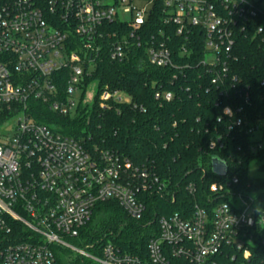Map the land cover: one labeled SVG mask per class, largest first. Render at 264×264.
I'll return each mask as SVG.
<instances>
[{"label": "built area", "instance_id": "2783aa9c", "mask_svg": "<svg viewBox=\"0 0 264 264\" xmlns=\"http://www.w3.org/2000/svg\"><path fill=\"white\" fill-rule=\"evenodd\" d=\"M250 31L264 52V0H0V264H58L61 249L93 264H264V205L233 192L237 176L210 187L211 211L196 205L187 217H159L145 258L113 244L96 253L67 245L99 205L115 202L140 221L146 201L166 185L118 154L87 152L57 126L37 123L30 107L77 115L89 108L95 82L85 81L103 58L122 63L141 49L152 66L183 71L191 66L181 60L201 48L199 66L212 85L224 86L239 36ZM110 101L130 102L104 90L99 105ZM222 112L231 118L243 109ZM235 127L253 137L252 154L264 153V126L237 119ZM217 146L224 147L217 141L210 149Z\"/></svg>", "mask_w": 264, "mask_h": 264}, {"label": "trees", "instance_id": "16d2710c", "mask_svg": "<svg viewBox=\"0 0 264 264\" xmlns=\"http://www.w3.org/2000/svg\"><path fill=\"white\" fill-rule=\"evenodd\" d=\"M252 34L239 36L234 53L238 62L230 65L224 86L212 85L199 66L201 48L181 60L191 66L183 71L152 66L141 49L133 50L122 63L111 62L107 55L103 58L85 81V86L97 84L94 103L91 108H80L74 117L51 113L41 103L30 105L37 123L57 126L60 134L77 140L93 155L112 152L138 167L151 168L166 185L164 195L146 201L147 212L140 221L128 217L115 202L99 205L79 237L70 240L76 248L95 246L96 253L101 246L113 244L122 252L145 258L157 219L173 214L187 217L196 205L211 211L214 183L237 176L240 184L234 193L261 190L264 183L251 182L249 167L255 159H264V153L252 154L253 137L235 127L237 119L264 126V52ZM104 90L122 92L130 102L110 101L102 108L99 97ZM157 93H171L174 98L169 103L158 101ZM227 106L243 109V113L226 117L222 111ZM217 141L224 147L211 150V143ZM214 158L226 164L224 177L212 172ZM190 185L195 187L194 195L188 191ZM257 203L264 205L263 195ZM258 260L256 256L253 262ZM57 262L87 264L70 255L59 256Z\"/></svg>", "mask_w": 264, "mask_h": 264}, {"label": "rangeland", "instance_id": "374dc122", "mask_svg": "<svg viewBox=\"0 0 264 264\" xmlns=\"http://www.w3.org/2000/svg\"><path fill=\"white\" fill-rule=\"evenodd\" d=\"M96 93H97V84L94 83L89 88L88 95H87V103L89 104L88 106L90 108L93 105V99H94ZM73 117H74V115H73ZM249 179L251 180V182L254 185L264 183V159H262V160L261 159H255L254 162L250 165V167H249ZM244 195L246 197H248L249 199H252V200L257 199L259 196H262V195L264 196V185L260 191H258V192H245ZM148 230L153 232L154 229L151 228ZM66 244L75 247L73 245V242L70 240L67 241ZM80 249H82V248H80ZM83 249H85V248L83 247ZM57 253L61 254V256H64V255L69 256L70 255L71 257H74L73 253L70 250L61 249V250H58ZM88 254H91V253L88 251ZM85 262L87 264H90V263L93 264L89 259H85Z\"/></svg>", "mask_w": 264, "mask_h": 264}, {"label": "water", "instance_id": "95a60500", "mask_svg": "<svg viewBox=\"0 0 264 264\" xmlns=\"http://www.w3.org/2000/svg\"><path fill=\"white\" fill-rule=\"evenodd\" d=\"M212 172L220 177H224L227 172V166L218 159L214 158L212 161Z\"/></svg>", "mask_w": 264, "mask_h": 264}]
</instances>
